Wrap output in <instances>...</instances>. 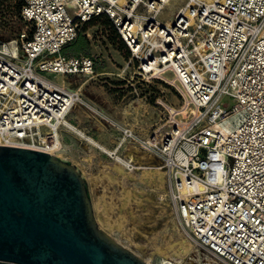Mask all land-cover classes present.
<instances>
[{
	"label": "built area",
	"instance_id": "1",
	"mask_svg": "<svg viewBox=\"0 0 264 264\" xmlns=\"http://www.w3.org/2000/svg\"><path fill=\"white\" fill-rule=\"evenodd\" d=\"M185 1L161 22L171 0H25L27 29L0 42V146L60 155L79 106L112 122L53 78L95 74L93 58L64 50L107 18L129 53L131 86L162 83L180 102L157 100L166 116L148 138L112 122L120 141L108 155L129 171L143 167L122 147L152 155L183 229L217 264H264V0Z\"/></svg>",
	"mask_w": 264,
	"mask_h": 264
},
{
	"label": "rangeland",
	"instance_id": "2",
	"mask_svg": "<svg viewBox=\"0 0 264 264\" xmlns=\"http://www.w3.org/2000/svg\"><path fill=\"white\" fill-rule=\"evenodd\" d=\"M185 4V0H171L159 20L171 22ZM25 29L18 15L17 1L2 4L0 42L16 40ZM66 48V54L93 58L95 74L68 76L64 85L80 91L88 101L97 104L113 123L135 125V130L148 138L164 123L166 116L163 108L156 104L157 100L179 107L173 90L162 83L151 88L135 86L137 90L131 87L128 81L133 70L123 73L129 53L106 23L84 26L76 43ZM53 78L62 83L61 77ZM174 109L171 110L175 112ZM68 120L109 151L116 149L120 132L112 122L100 123L80 106L72 111ZM63 133L67 135L63 143L65 150L58 156L82 171L97 223L103 231L148 264H215L217 259L197 246L183 229L167 197L166 184L160 176L158 178V171L146 175V170H124L108 152L87 139L67 128ZM126 150L124 146L118 154L123 156ZM138 156L147 161L144 153ZM154 176L156 180L152 181Z\"/></svg>",
	"mask_w": 264,
	"mask_h": 264
},
{
	"label": "water",
	"instance_id": "3",
	"mask_svg": "<svg viewBox=\"0 0 264 264\" xmlns=\"http://www.w3.org/2000/svg\"><path fill=\"white\" fill-rule=\"evenodd\" d=\"M0 264L148 263L99 227L76 165L0 146Z\"/></svg>",
	"mask_w": 264,
	"mask_h": 264
},
{
	"label": "crops",
	"instance_id": "4",
	"mask_svg": "<svg viewBox=\"0 0 264 264\" xmlns=\"http://www.w3.org/2000/svg\"><path fill=\"white\" fill-rule=\"evenodd\" d=\"M107 47H109V46H107ZM113 47V46H112ZM67 50V48H65V51ZM68 54V53H67ZM70 55H75V54H71V53H69ZM77 76V75H76ZM62 79V83H64L65 84V81H66V78L67 77H61ZM129 83H130V85H131V82L130 81H128ZM132 87V86H131ZM135 109L137 110V107H135ZM133 127H136L135 125L133 126ZM138 132V131H137ZM67 138V135L65 134V133H63V136H62V140H63V143L65 142V139ZM99 143V142H98ZM64 145V144H63ZM116 146V145H115ZM125 149H127V150H129V151H127L126 150V154L125 155H123L125 158H130L131 159V156H133L134 155V158L137 160H135L134 159V162L137 164V165H139V166H141V167H143L142 169H137L136 171H139V170H152L153 168V170H155L156 169V171H158V173H161L162 175H163V177H164V182L163 183H165L166 184V178H165V174L163 173V171H161L160 169H159V164H158V162L156 161V159L152 156V155H150V154H148L146 151H144L143 149H141L140 147H138V146H135V145H131V144H127L126 146H125ZM63 150H65L64 149V146H63ZM138 153H144L145 154V156L147 157V161H142L141 160V158H143V157H141V156H138ZM83 157V156H82ZM133 160V159H132ZM121 167L122 168H124V170H127L124 166H122L121 165ZM79 170H80V168H79ZM81 171V170H80ZM81 173H82V171H81ZM158 178H159V175H158ZM149 179V178H148ZM149 180H151V179H149ZM156 179H155V176L153 177V180L152 181H155Z\"/></svg>",
	"mask_w": 264,
	"mask_h": 264
},
{
	"label": "bare ground",
	"instance_id": "5",
	"mask_svg": "<svg viewBox=\"0 0 264 264\" xmlns=\"http://www.w3.org/2000/svg\"><path fill=\"white\" fill-rule=\"evenodd\" d=\"M59 77H64V76H59ZM62 84H64V83H62ZM65 127L67 128V129H69V130H71L72 132H74V133H76V134H78V135H80V136H82L83 138H85V139H87L91 144H93L94 146H97V147H99V148H101V149H103V150H105L106 152H108L109 153V150L107 149V148H105V147H103V146H101L96 140H94L93 138H91V137H89L88 135H86L83 131H81L80 129H78L75 125H73L68 119H66L65 120ZM58 157H60V156H58ZM60 158H62L63 160H66L65 158H63V157H60ZM131 159H135L134 158V155L133 156H131ZM136 160V159H135ZM137 161V160H136ZM119 169V168H118ZM154 169V168H153ZM151 170V171H148V170H146L147 172H146V175L147 174H154V173H156V169L155 170ZM119 172L120 173H124V171H123V169H119ZM158 173V172H157ZM159 174V176H160V178H161V180H162V182H164V177H163V175L161 174V173H158ZM125 176V175H124ZM144 176V175H143ZM146 178V177H145ZM134 195V194H133ZM136 198V197H135ZM137 199V198H136ZM106 225L108 226V227H110V223H106ZM111 228V227H110ZM185 249L186 250H188V246H186L185 247ZM214 263L215 264H217V262H215L214 261Z\"/></svg>",
	"mask_w": 264,
	"mask_h": 264
},
{
	"label": "trees",
	"instance_id": "6",
	"mask_svg": "<svg viewBox=\"0 0 264 264\" xmlns=\"http://www.w3.org/2000/svg\"><path fill=\"white\" fill-rule=\"evenodd\" d=\"M9 1H17V11H18V15H19L20 21L24 23V21H23V19L21 17V10H22V7L24 5L25 0H3V1L0 2V7L5 2H9ZM99 22L106 23L109 26V28L112 29L113 32L116 34V32H115V30L113 28V25H112L111 21L109 19H107V18H96V19L92 20L91 22H89L88 24H86L85 26L90 27V26L96 25ZM116 37H117V34H116ZM117 40H118V37H117ZM75 43H76V41L73 42V43H71V44L74 45ZM120 44L123 46L122 43H120ZM64 52H65V50H64Z\"/></svg>",
	"mask_w": 264,
	"mask_h": 264
}]
</instances>
